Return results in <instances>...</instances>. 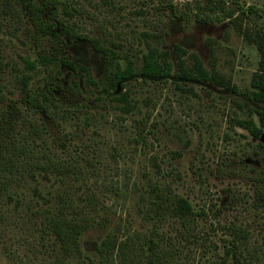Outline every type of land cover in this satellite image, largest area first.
<instances>
[{
    "label": "rangeland",
    "instance_id": "obj_1",
    "mask_svg": "<svg viewBox=\"0 0 264 264\" xmlns=\"http://www.w3.org/2000/svg\"><path fill=\"white\" fill-rule=\"evenodd\" d=\"M61 1L71 10V17L60 16L72 24L73 35L96 40L121 67L130 62L137 70L155 49L168 54L176 72L178 46L184 69L192 68L195 55L215 82H144L136 76L114 93L127 92L129 104L113 102L88 86L79 69L88 68L98 80L103 57L87 40L70 37L65 56L77 69L60 66V80L53 79L54 118L61 126L34 119L45 152L77 161L83 173L64 181L24 177L0 192V264L25 257L28 264H99L95 250L108 233L147 239L154 228L159 246L171 248L169 264H234L231 224L247 232L239 242L241 264H264V209L254 206L253 184L242 170L247 165L249 172H264V130L255 139L237 125L258 122L250 80L259 61L255 41L264 40V0H221L223 10L213 11L203 7L205 0ZM24 27L0 12V112L19 98L21 73L31 75L33 88L43 87L50 75L40 63L24 70L23 60L37 61L46 48V38L36 43ZM65 109L75 113L63 117ZM64 189L92 197L81 253L67 259L39 223L46 200L54 203ZM173 196L187 200L198 215L186 219L166 210ZM145 253L137 264H150Z\"/></svg>",
    "mask_w": 264,
    "mask_h": 264
},
{
    "label": "trees",
    "instance_id": "obj_2",
    "mask_svg": "<svg viewBox=\"0 0 264 264\" xmlns=\"http://www.w3.org/2000/svg\"><path fill=\"white\" fill-rule=\"evenodd\" d=\"M205 2L203 7L211 11L218 8L223 10V7H220L221 0H205ZM0 12L7 13L19 22H24L26 32L33 36L36 43L46 38V48L38 54V60L32 62L24 59L23 64L25 71H34L37 63H40L50 74L43 87L33 88L30 86L31 75L21 73L18 80L19 98L9 102L7 109L0 112V192L2 193L11 190L15 181L24 177L33 180L35 176L47 178L48 175H53L60 181L65 176L77 178L83 173L77 161L72 159V162H69L68 159L53 157L45 152L42 143L38 142L41 140L40 128L34 119V116L39 115L52 122L54 127L61 126L54 118L53 101L57 83L55 84L53 79L60 80L61 72L58 71L60 66H66L71 70L77 69L65 56L70 37L87 40L91 47L103 57V71L98 80L91 77L88 68L80 66L79 69L83 72L82 78L88 86L100 88L104 93L111 95L110 99L113 102L129 104L127 92L121 95L114 93L122 88L123 83L136 76L141 77L144 82L166 80L170 77L195 83L215 82L213 77L207 75L201 60L195 55L192 57V68L184 69L183 61L178 55L182 50L178 46L174 48L176 72L173 71V65L167 58L168 54L165 52L159 54L155 49H150L143 56L142 64L137 70L130 62L121 67L114 61L112 53L105 55L96 40L87 39L82 35H73L72 24L64 18L65 15L66 18L72 16L71 10L68 8V3L61 0H0ZM198 12L196 16H199ZM61 13L63 17L60 16ZM255 44L259 61L250 80V86L253 89L250 100L260 106L254 111L258 122L256 123L253 119L239 120L237 125L257 139L264 130V40L258 39ZM65 85V89L73 90L69 82H65ZM73 86L78 88L76 83ZM225 86L228 88V85ZM73 113H75L74 109H65L62 112L63 117ZM147 119L148 117L144 119V123H147ZM242 170L248 174L253 184L254 206L264 209V172H249L247 165ZM72 194L73 196L64 189L56 194L54 203L46 200L50 205L48 204V207L42 210L39 222L41 229L51 235L59 246L63 259L81 253L80 239L91 228L90 211L87 206L92 197L87 195L82 199ZM7 198L11 200L8 194ZM166 210L186 219L198 215L187 200L175 196L171 197L170 205L166 207ZM227 229L231 234L228 244L234 264H241L237 257L239 242L247 238V232L233 224ZM159 242L156 228L147 239L142 234H134L121 240L116 235L108 233L95 251L99 264H112L113 258H115V264H137V257L144 250H146V257L151 260L148 261L150 264H169L171 248H162ZM28 262L27 257L18 260V264H28Z\"/></svg>",
    "mask_w": 264,
    "mask_h": 264
}]
</instances>
